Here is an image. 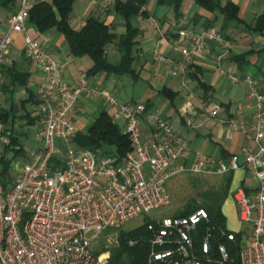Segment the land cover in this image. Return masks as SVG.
Masks as SVG:
<instances>
[{"label":"built area","instance_id":"built-area-1","mask_svg":"<svg viewBox=\"0 0 264 264\" xmlns=\"http://www.w3.org/2000/svg\"><path fill=\"white\" fill-rule=\"evenodd\" d=\"M49 1V0H44ZM92 8L105 11L116 0H86ZM36 0H17L16 10L7 19V31L0 36L1 68L9 54L14 34H23L24 56L42 75L37 88L36 112L39 118L36 148L26 150L10 186L0 183V264H107L109 253L95 255L86 234L96 238L107 229H119L130 220L167 207L170 196L167 183L189 173L197 176H222L245 170L253 178L255 189L247 193L242 186L231 190L238 218L251 226L247 241L239 252V264H264V93L249 76H230L237 85L249 84L248 98L253 101L254 122L241 126L251 134L250 143L227 161L215 162L200 156L191 164L185 141L176 136L170 121L156 110L138 101H119L106 91L91 90L93 98L101 97L111 108V121L121 126L131 149L121 159L90 150L68 151L61 159L63 168L52 170L51 159L58 157L56 140L68 143L79 131L72 120L76 103L84 91L62 82L61 65L44 46L26 33L28 10ZM145 11V7H141ZM148 25L157 27L148 17ZM181 42L180 55L185 58L205 54L211 42L229 47L216 29L193 31L181 22L176 27ZM156 60H165L156 57ZM172 76L181 75L180 90L190 84L186 70L168 62ZM1 92V91H0ZM183 121L192 125V113L184 107ZM211 118L220 117L219 105L206 109ZM232 130L235 123L230 122ZM10 144V132L0 120V159ZM17 164V163H16ZM1 172V171H0ZM203 209L180 218L155 219L147 229L153 233L150 261L161 264H227L229 254L224 244L217 246V257H211L209 234L198 251L191 234L199 222L207 221ZM230 241L233 234H226Z\"/></svg>","mask_w":264,"mask_h":264},{"label":"crops","instance_id":"crops-1","mask_svg":"<svg viewBox=\"0 0 264 264\" xmlns=\"http://www.w3.org/2000/svg\"><path fill=\"white\" fill-rule=\"evenodd\" d=\"M84 1L85 6L81 13L75 15L72 9L69 19L72 28L80 29L85 19L93 15L101 18L110 27L112 33L116 35L124 33L125 22L114 13L112 6L103 12L92 8L88 1ZM228 2L238 7V17L246 25L253 24L255 18L264 9V0H220L222 5ZM144 7L147 17L138 14L131 21L132 26L140 31L134 47L133 69L137 75L134 79L130 76L123 79L122 76L108 75L103 72L87 75L92 61L87 56H72L67 42L59 32L51 29L39 34L32 24H26L27 35L40 42L60 63L62 82L84 89L78 97L75 112L72 114V120L78 131L86 132L92 121L102 111L111 113L110 106L105 104L101 97L93 98L90 94L91 90H102L122 102L149 103L150 110H156L162 117L167 118L174 134L186 143L188 153L182 161L184 164L191 165L198 156L215 162L224 161L225 155L227 158L238 155L239 161L242 162L241 148L250 143L252 135L245 134L240 127L247 128L254 122L255 110L252 107L253 101L248 98L249 84L242 82L235 85L230 82V76L240 78L249 76L258 82L259 89L264 93V32L260 35L241 24L228 23L226 17L216 12H207L194 0L183 1L180 16L177 19L172 10L157 7L155 0ZM10 14L11 12L0 8V36L7 31V19ZM148 17L155 19L158 26H149ZM181 22L193 31L218 30L229 47L223 46L222 43L211 42L204 55L182 57L181 42L175 33L176 27ZM249 51H253V54L247 57L246 72H241L242 70L232 57ZM106 55L108 60L113 58L118 62L115 44L107 46ZM156 57L171 61L186 70V78L190 80V84L185 93L180 90L181 75L172 76L169 63L165 60H156ZM10 68L24 74L26 83L23 85L12 83L6 73ZM194 69L198 70L200 80L208 87L207 92H203L197 82L188 76V72L192 73ZM1 73L3 83L0 87V115L8 114L4 127L12 128L13 131L23 127L39 129L36 104L37 88L42 81V75L24 56L23 34L13 35V42ZM129 82L146 87L145 91L140 92L141 95L147 96L144 99L121 100L118 98L115 91L118 94L120 89ZM163 87L175 94L172 100L158 93ZM212 105L220 106L222 122L208 115L206 109ZM185 106L191 109L193 117L191 127H187L182 118ZM230 122L235 123V130L230 128ZM26 141L31 144L30 147L20 145L27 147L28 150L36 148L37 133L35 140L28 136ZM55 143L58 157L63 158L59 155V151L70 143L61 139H57ZM70 150L67 148L65 154ZM17 160L21 163L26 162V150L22 156H18ZM236 186L246 188L249 193L256 187L253 178L243 169L233 173L231 189ZM222 211L224 213L223 207Z\"/></svg>","mask_w":264,"mask_h":264},{"label":"trees","instance_id":"trees-1","mask_svg":"<svg viewBox=\"0 0 264 264\" xmlns=\"http://www.w3.org/2000/svg\"><path fill=\"white\" fill-rule=\"evenodd\" d=\"M149 0H116L113 7L114 13L121 17L125 22V31L121 35H116L110 31V27L97 16H88L84 25L76 30L70 26V14L73 9L75 0H49L38 1L33 4L29 10L28 23L32 24L39 34L46 33L51 29H55L65 39L69 47V53L74 57L87 56L92 61L91 68L87 71V75H95L103 72L108 75L130 76L133 79L137 77L133 63L135 60L134 47L136 39L140 34L139 29L134 28L131 21L141 14L147 17L146 11H141L142 6H146ZM184 0H155L157 7H164L172 10L174 17L180 16L181 6ZM197 5L210 13H218L227 18L228 23L241 24L251 31L263 35L264 32V9L258 15L253 24L246 25L238 17V7L228 2L224 5L220 0H194ZM17 0H0V8L13 13L16 10ZM110 44H115L119 53V60L112 63L106 55V48ZM259 52V51H258ZM253 54V51L234 55L232 60L238 64L241 72H246L247 57ZM7 76L14 84L23 85L26 83V76L19 73L16 69L10 68L6 71ZM188 76L197 82L199 88L203 92L208 91V87L200 80L198 70L194 69L192 73L188 72ZM158 93L172 100L175 95L171 90L163 87ZM149 109V103H146ZM8 114L0 115L3 124L6 123ZM10 132V144L5 146L0 159V183L4 186H10L13 182L12 170L14 162L18 156L24 154V148L20 145L19 135L12 128H5ZM73 147V151L90 150L100 152L103 155L116 156L121 159L131 149L128 136L123 133L120 125L111 121L110 113L102 111L92 121L86 132H78L69 141ZM224 161L229 158L224 156ZM50 167L52 170H60L63 163L59 157L51 159ZM233 173L230 172L222 176H214L222 178V185L218 189H210L199 194L200 202L191 199L190 203L184 209L178 210L170 218H180L191 214L197 209H203L207 214V221L198 223L196 230L191 234L194 249L196 251L201 247L203 238L209 234L211 246V257H217V246L224 244L229 254L227 264H239V252L241 247V233H235L227 228V220L222 211V207L231 194V184ZM194 177H210L197 176L189 173L181 174ZM175 178V177H174ZM168 184V183H167ZM168 190V189H167ZM246 192L249 190L245 188ZM169 193V192H168ZM153 220L145 217L144 221L138 227L125 231L119 229H107L100 235H107L111 232L115 233L113 243L110 246L102 247L101 250L95 251L97 256L101 252L109 253L107 264H161L150 261V253L153 248L151 240L153 233L147 229L149 223ZM233 234L234 240L230 241L226 238V234Z\"/></svg>","mask_w":264,"mask_h":264},{"label":"rangeland","instance_id":"rangeland-1","mask_svg":"<svg viewBox=\"0 0 264 264\" xmlns=\"http://www.w3.org/2000/svg\"><path fill=\"white\" fill-rule=\"evenodd\" d=\"M152 0H149L148 3H151ZM85 6L84 0H75L73 9L74 14L78 15L82 12V9ZM74 23V22H73ZM119 58V53L117 55V59ZM116 59V60H117ZM110 62L116 63L113 58H109ZM123 79H126L127 76H122ZM132 81V80H131ZM141 90H146V87H143L142 84H132V82L127 83L122 89H120L117 94L115 91V95L121 100H129L130 98L134 99H144L147 95L142 94ZM37 129L23 127L14 129L15 133L19 135V142L22 145L30 147L31 144L26 141L28 136L35 140V135L37 133ZM27 137V138H26ZM38 144V140H37ZM24 150H28L27 147H23ZM71 149L72 146L69 144L64 147L63 150L59 151L60 156H65L66 150ZM65 154V155H64ZM17 163V164H16ZM21 165V162L17 160L14 162V167L12 170V176H15L17 173V169ZM222 185V178L220 177H194L189 175H178L175 178L168 181L167 189L170 196V204L167 207L160 208L154 210L146 215H143L139 218L128 221L123 225V230L129 231L132 230L139 225H141L144 221V218L147 217L150 220L155 219H163L172 216L178 210L184 209L187 204L190 203L191 199H196V202H200L199 194L208 191L210 189H218ZM224 215L227 220V228L235 233H241V244L243 245L247 241V237L251 232V226L249 224L242 223L238 218V209L237 205L230 197L227 199L226 203L223 206ZM87 238L90 240V247L93 252L101 250L102 247L110 246L113 243L115 233L111 232L107 235H99L96 238H92L93 233H87ZM108 253L107 251L101 252L100 254Z\"/></svg>","mask_w":264,"mask_h":264}]
</instances>
